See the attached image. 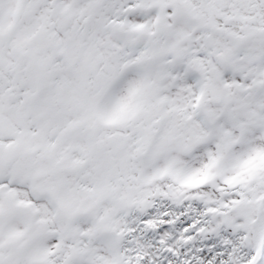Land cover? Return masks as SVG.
Segmentation results:
<instances>
[{
	"label": "snow or ice",
	"instance_id": "obj_1",
	"mask_svg": "<svg viewBox=\"0 0 264 264\" xmlns=\"http://www.w3.org/2000/svg\"><path fill=\"white\" fill-rule=\"evenodd\" d=\"M0 264H264V0H0Z\"/></svg>",
	"mask_w": 264,
	"mask_h": 264
}]
</instances>
